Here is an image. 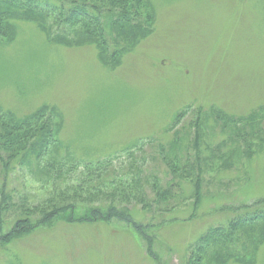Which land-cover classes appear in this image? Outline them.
Here are the masks:
<instances>
[{"label":"rangeland","instance_id":"374dc122","mask_svg":"<svg viewBox=\"0 0 264 264\" xmlns=\"http://www.w3.org/2000/svg\"><path fill=\"white\" fill-rule=\"evenodd\" d=\"M148 1L150 33L114 69L100 62L94 44H51L34 24L14 21L15 38L0 41V112L18 119L43 105L53 107L62 119L58 139L69 145L73 161L102 165L105 194L115 188L109 182L118 187L125 182L136 192L135 179L140 180L150 204L146 210L133 198L107 194L78 204L105 208L112 201L116 209H127L134 222L151 227L152 249L162 264H185L189 249L215 237L216 230L228 235L222 253L244 258L228 264L249 259L264 264V243L252 247L241 232L229 229L237 215L264 211V141L258 150L259 142L249 137V159L242 139L225 123L231 118L239 128L253 124V113L264 108V0ZM195 132L203 160L196 205L190 181L180 173L173 177L164 161L172 159L176 140V152L187 154L188 166L196 165ZM226 158V164L234 162L230 167H224ZM82 173L81 164L68 184H76ZM3 179L0 163V188ZM154 180L164 189L173 186L176 198L156 204ZM49 181L44 173L13 168L5 178L9 205L21 199L39 204L54 191ZM55 184L57 190L65 187V182ZM56 196L55 204L70 198ZM0 219L5 232L11 215ZM203 244H209L208 263L220 247ZM0 264L156 263L132 229L113 221L43 228L0 247Z\"/></svg>","mask_w":264,"mask_h":264},{"label":"trees","instance_id":"16d2710c","mask_svg":"<svg viewBox=\"0 0 264 264\" xmlns=\"http://www.w3.org/2000/svg\"><path fill=\"white\" fill-rule=\"evenodd\" d=\"M18 20L34 24L51 44L66 47L94 44L98 50L100 62L110 69H114L119 64L120 57L127 54L133 44L150 33L153 10L148 0H0V41L8 43L15 38L17 24L14 21ZM184 113L181 111L175 116L172 127L178 125ZM61 121V115L53 107L45 105L18 119L11 114L0 112V163L4 178L0 188V216L6 213L11 215L5 232H2L3 224L0 221V247L12 244L24 236L32 235L43 228H49L58 223L75 226L96 223L109 224L118 221L127 225L137 234V237L144 242L148 256L156 264H162L152 249L153 237L148 234L151 227L134 222L127 209H116L112 205V201L105 208L78 204L107 194L111 198H120V196L124 200L133 198V200H137L143 210L150 207L142 190L140 191L142 184L138 179H135L134 187L138 189L136 192L121 181L119 187L117 184L115 186V183L109 182L108 186L111 185L115 188L105 194L104 190L100 189L101 186L106 187L105 181L100 179L102 173L99 171H103L102 165L73 161L75 157L69 149V145H64L58 139ZM250 121L253 124L242 125L239 128L235 126L237 123H233L231 118L225 120V123H229L233 127L236 138L242 139L241 142L245 145V150L242 153L246 154L249 159L251 157L249 155L251 138L255 137L259 142L258 150H262L264 147H262L264 108L258 113H253ZM246 127L250 129L249 133L244 132ZM193 138L192 148L197 155L200 152L199 134L195 132ZM175 142L176 140L171 142L172 159L167 160L169 158L167 156L164 161L170 167L173 177H178L180 173L190 181L194 205H196L200 199L201 169L199 162H203V160L197 155L195 157L197 164L188 166L187 154L177 153V142ZM218 147L220 146L218 145ZM226 160L227 158L223 163ZM69 162L75 163L68 164ZM233 163L231 161L228 164L225 163L224 167H230ZM13 164L15 167L26 168L33 174L44 173V176L48 180L50 179L49 182L54 184L52 195L49 194V197L35 206L27 205L24 199H21L18 204L10 206L11 199H9L10 195L5 188V178L8 172L15 168L12 167ZM81 164L84 167L83 175L76 184H68L71 176L78 175L73 174L77 173ZM33 167L34 169H32ZM43 181H47V179ZM63 182H65V187L57 190L56 188L59 187L55 183ZM173 188L170 185L165 189L161 188L154 180L151 184V189L155 192L154 202L156 204L166 203L175 199ZM55 195L59 199L70 198L55 204ZM229 229L234 231L232 234L237 232L238 235V232H241L246 239L250 240L252 247L264 243V211L253 210L237 215L236 219L229 222ZM217 231L219 230H216L215 237L214 235L208 236L202 240V246L190 248L184 263L228 264L229 259H242L243 256L240 253H238L240 256L232 257L229 256L227 250L222 253L224 243L228 241V235L223 237ZM203 243L205 245L212 243L211 247H220L217 249L218 254L214 253L213 256H209L208 263H205L204 255L205 247H208L209 244L204 246ZM237 262L251 264L252 259L238 260Z\"/></svg>","mask_w":264,"mask_h":264}]
</instances>
